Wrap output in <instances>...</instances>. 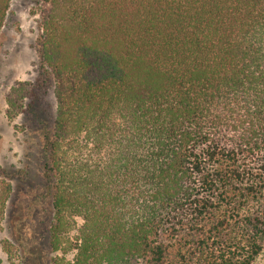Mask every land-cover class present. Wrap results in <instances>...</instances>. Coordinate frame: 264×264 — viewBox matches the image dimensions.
Returning a JSON list of instances; mask_svg holds the SVG:
<instances>
[{"label": "trees", "instance_id": "16d2710c", "mask_svg": "<svg viewBox=\"0 0 264 264\" xmlns=\"http://www.w3.org/2000/svg\"><path fill=\"white\" fill-rule=\"evenodd\" d=\"M37 4L35 76L9 90L5 116L41 120L33 110L53 93L39 122L52 249L79 218L71 264H252L264 251V0Z\"/></svg>", "mask_w": 264, "mask_h": 264}, {"label": "rangeland", "instance_id": "374dc122", "mask_svg": "<svg viewBox=\"0 0 264 264\" xmlns=\"http://www.w3.org/2000/svg\"><path fill=\"white\" fill-rule=\"evenodd\" d=\"M39 9L37 0H11L0 30V183L10 186L0 220V264H71V246L81 224L79 218H73L62 232L59 250L52 249L53 214L44 178L39 122L51 123L56 109L53 93L49 91L33 110L41 120L32 112L12 121L5 116L9 90L35 76ZM4 244L9 245L7 252ZM252 264H264V251Z\"/></svg>", "mask_w": 264, "mask_h": 264}]
</instances>
